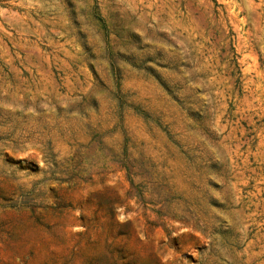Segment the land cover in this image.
Listing matches in <instances>:
<instances>
[{
    "label": "rangeland",
    "instance_id": "obj_1",
    "mask_svg": "<svg viewBox=\"0 0 264 264\" xmlns=\"http://www.w3.org/2000/svg\"><path fill=\"white\" fill-rule=\"evenodd\" d=\"M0 264H264V0H0Z\"/></svg>",
    "mask_w": 264,
    "mask_h": 264
}]
</instances>
